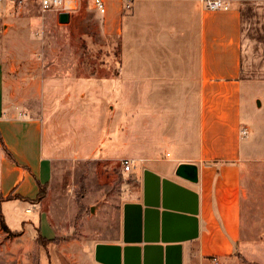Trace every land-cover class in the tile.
Returning a JSON list of instances; mask_svg holds the SVG:
<instances>
[{
    "label": "crops",
    "instance_id": "crops-1",
    "mask_svg": "<svg viewBox=\"0 0 264 264\" xmlns=\"http://www.w3.org/2000/svg\"><path fill=\"white\" fill-rule=\"evenodd\" d=\"M225 1L232 3L230 10L212 12L200 0H133L134 14L125 18L135 51L122 57L118 77L87 79L75 89L72 103L66 99L71 144L54 145L61 159L85 162L105 154L97 141L110 139L104 124L108 110L114 115L118 108L121 128L112 133H118L117 154L123 155L121 164L135 161L131 171L121 165L127 177L117 181L114 194H107L103 182L100 195L85 197L87 212L77 236L56 251L70 264H103L96 259L100 244L120 247L122 263L130 258L132 264H264V239L255 238L264 235L259 230L264 229L259 225L264 158L258 157H264V145L242 144L249 137L242 135L244 82H264L263 48L246 64L244 44L247 38L264 42L258 30L264 29V0ZM122 11L118 0L108 1V13L101 15L105 32L125 26ZM133 53L136 77L126 68ZM167 65L180 100L160 104L153 121H137L135 130L122 127L123 108L134 101L135 90L137 106L143 107L155 85L167 87L169 78L159 74ZM14 88L0 60V149L15 160L2 157V193L31 204L39 195L38 182H52L53 149L32 110L18 117ZM167 107L171 111L163 114ZM41 220L43 234L52 236L51 223ZM56 233L65 235L63 228Z\"/></svg>",
    "mask_w": 264,
    "mask_h": 264
},
{
    "label": "rangeland",
    "instance_id": "rangeland-1",
    "mask_svg": "<svg viewBox=\"0 0 264 264\" xmlns=\"http://www.w3.org/2000/svg\"><path fill=\"white\" fill-rule=\"evenodd\" d=\"M91 1L80 0L78 10L71 14L66 24L60 23L59 14L43 12L33 0H26L23 4L0 2V60L7 78L16 87L12 95L15 94V108H20L18 117H27V109H30L33 117L43 122L54 158L53 179L41 200L36 199L27 204L20 196L4 197V187L0 181V210L9 228V232L5 231L0 222V264H70L67 259L59 257L56 251L77 236L79 222L87 212L85 197L88 194L92 198L97 195L103 189L100 187L103 182L108 185L107 194H114L118 182L127 177L121 166L123 155L117 154L118 147H115L119 141L115 139L118 133L112 134L115 128L117 131L121 128L118 108H115L117 111L114 115L108 110L104 124L103 131L107 132L108 128L111 130L110 139L105 138L102 142L100 138L97 141L101 151L106 149L105 154H97L85 162H74L61 159L54 149V145L71 144V140H66L72 131L71 116L67 118V115H71L72 95L77 94L75 89L79 84H86L87 79L102 82L118 77L122 57L129 51H135V39L129 34L125 17L134 14L137 2L130 12L122 11L125 26L123 24L121 28L119 24L117 30L105 32L106 19L90 8ZM114 9L115 4L110 2V13ZM259 14L262 15L263 11ZM259 27V33L264 36V29ZM244 47V59L248 64L250 58H256L262 48L264 50V42L247 38ZM135 57L134 53L130 55L126 67L127 73H134V77ZM160 73L164 74L162 77L169 78L167 87H163V83L157 88L155 85L154 91H150L148 103L143 107L137 106L135 90L134 101L127 102L123 108L122 127L135 130L139 127L137 121L145 118L153 121V113L157 112L160 104L165 105L174 97L180 100L182 93L172 83L174 74L170 73L169 66L159 68ZM263 76L260 75V78ZM244 87L245 121L242 129L248 130L249 137L242 138V144L252 143L259 147L264 145V82L249 86L248 80H245ZM68 98L71 103L66 102ZM170 111L167 107L162 113ZM5 154L0 149V179L2 157ZM39 201H43L42 205H35ZM75 207L79 211L73 212ZM42 217L51 223L55 232L50 237L42 232ZM262 224L264 222L260 220L259 225ZM61 228L65 235L56 233ZM259 230L264 233V229ZM255 238L264 239V235H256Z\"/></svg>",
    "mask_w": 264,
    "mask_h": 264
},
{
    "label": "built area",
    "instance_id": "built-area-1",
    "mask_svg": "<svg viewBox=\"0 0 264 264\" xmlns=\"http://www.w3.org/2000/svg\"><path fill=\"white\" fill-rule=\"evenodd\" d=\"M9 1L11 3L23 4L26 0H0V2ZM38 3V6L43 12H56L61 13H74L79 8L80 0H33ZM109 0H92L90 8L99 15L105 16L108 13ZM122 4V10L126 13L130 12L133 8V0H118ZM201 4L208 11H228L232 7L230 1L225 0H200ZM243 137L248 136V130L243 129ZM135 161L132 159H124L122 166L125 171H131L134 168Z\"/></svg>",
    "mask_w": 264,
    "mask_h": 264
},
{
    "label": "water",
    "instance_id": "water-1",
    "mask_svg": "<svg viewBox=\"0 0 264 264\" xmlns=\"http://www.w3.org/2000/svg\"><path fill=\"white\" fill-rule=\"evenodd\" d=\"M71 19L70 13L59 14V21L62 24L69 23ZM96 259L103 264H132L130 258H126L122 263L120 255V247L100 244L97 246Z\"/></svg>",
    "mask_w": 264,
    "mask_h": 264
},
{
    "label": "trees",
    "instance_id": "trees-1",
    "mask_svg": "<svg viewBox=\"0 0 264 264\" xmlns=\"http://www.w3.org/2000/svg\"><path fill=\"white\" fill-rule=\"evenodd\" d=\"M4 149H5V152H6V154L8 155V157H9V159L12 161V162H14L15 163V160H14V158L11 156V154L7 151V149L4 147ZM38 187H39V195H38V197H37V200H41L43 197H44V195H45V189H46V187H47V185H41L39 182H38ZM8 198H12V196L10 195V196H8ZM17 198V197H16ZM0 222H1V225H2V228L5 230V231H7V232H9V228H8V226H7V224H6V222H5V220H4V215L2 214V211L0 210Z\"/></svg>",
    "mask_w": 264,
    "mask_h": 264
}]
</instances>
